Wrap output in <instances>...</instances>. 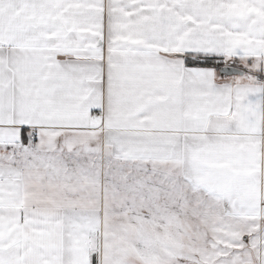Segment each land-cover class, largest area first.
Returning a JSON list of instances; mask_svg holds the SVG:
<instances>
[{
    "label": "snow or ice",
    "instance_id": "6c2138e0",
    "mask_svg": "<svg viewBox=\"0 0 264 264\" xmlns=\"http://www.w3.org/2000/svg\"><path fill=\"white\" fill-rule=\"evenodd\" d=\"M0 264H264V0H0Z\"/></svg>",
    "mask_w": 264,
    "mask_h": 264
}]
</instances>
